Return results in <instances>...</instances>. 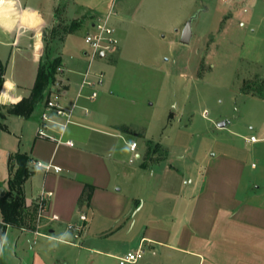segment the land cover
Masks as SVG:
<instances>
[{
	"label": "crops",
	"instance_id": "crops-1",
	"mask_svg": "<svg viewBox=\"0 0 264 264\" xmlns=\"http://www.w3.org/2000/svg\"><path fill=\"white\" fill-rule=\"evenodd\" d=\"M23 3L38 9L40 15L36 19L42 22L32 29L17 24L12 32L0 31V62L5 65L0 101L11 104V99L4 98L19 101L28 96L43 56L59 59L62 71L56 73V78L63 88L59 100L67 107L77 103L73 121L61 136L74 144L37 136L46 99L29 118L7 115V121L19 119L17 127L21 133L15 142L4 143L8 175L0 187H7L9 157L26 152L34 171L23 186L26 204L32 210L39 196L44 195L45 199L42 213L38 208L27 226H3L0 211V264H120L118 257L137 249L141 243L147 248V255L127 264H201L204 255L200 248L211 241L218 223L248 222L256 214L263 215V208L239 197L246 196L241 189V157L223 152L215 159L201 161L193 154L192 162L178 165L168 143L142 134V146L129 138L128 126L98 111L111 102L110 96L99 101H94L96 97L88 98L92 85H85L83 94L77 96L87 71L94 82L103 71L92 72L87 58H93L90 50L84 51L83 56L72 49L69 34L82 24L92 27L105 18L110 22L113 0ZM123 4L118 8L124 10ZM118 16L124 18V12ZM116 48L117 52L122 49L119 39ZM49 130L59 136L61 127L53 125ZM133 141L137 142L134 150L130 146ZM155 144L154 152L159 155L154 153L151 158L153 150L149 147L152 149ZM127 153L130 163L132 157L138 161L127 164ZM32 160L50 166L33 168ZM56 166L61 170L55 171ZM87 186L91 193L85 199ZM81 213L86 214L87 220L76 235L68 223H80Z\"/></svg>",
	"mask_w": 264,
	"mask_h": 264
},
{
	"label": "rangeland",
	"instance_id": "rangeland-1",
	"mask_svg": "<svg viewBox=\"0 0 264 264\" xmlns=\"http://www.w3.org/2000/svg\"><path fill=\"white\" fill-rule=\"evenodd\" d=\"M112 7L110 23L122 49L87 57L92 72H104L94 101L110 96L112 102L98 111L128 126L129 138L142 146V134L168 143L178 165L192 162L193 154L201 161L223 152L241 157L246 196L239 197L264 209V96L253 94L264 92V0H113ZM196 13L192 38L182 43L181 29ZM90 28L82 24L69 34L71 48L81 55L90 50L85 40ZM5 119L0 183L8 175L4 143L21 133L17 117ZM221 120L227 124L219 126ZM151 147V158L159 155L157 145ZM126 156L127 164L138 161ZM256 215L248 222L218 223L200 248L201 264H264V213Z\"/></svg>",
	"mask_w": 264,
	"mask_h": 264
},
{
	"label": "trees",
	"instance_id": "trees-1",
	"mask_svg": "<svg viewBox=\"0 0 264 264\" xmlns=\"http://www.w3.org/2000/svg\"><path fill=\"white\" fill-rule=\"evenodd\" d=\"M59 59L49 60L43 56L39 63L34 85L28 96H24L16 104L0 103V122L5 119L8 114L19 115L24 118H29L35 109L43 100L47 99L50 91V85L56 80L57 67ZM5 65L0 62V91L5 81ZM243 92L248 93L245 87H242ZM263 97L264 92L254 93ZM31 157L26 152H17L9 157V171L7 187H2L4 193L0 190V211L2 214L3 226L7 224L13 226L29 225V218H34L37 215L39 202L32 207L31 210L27 204L24 195V183L26 179L34 172L29 164ZM91 189L87 186L85 190V199L89 198ZM84 198V197H83ZM82 198V199H83ZM33 213V214H32ZM34 215V217L32 216Z\"/></svg>",
	"mask_w": 264,
	"mask_h": 264
},
{
	"label": "built area",
	"instance_id": "built-area-1",
	"mask_svg": "<svg viewBox=\"0 0 264 264\" xmlns=\"http://www.w3.org/2000/svg\"><path fill=\"white\" fill-rule=\"evenodd\" d=\"M85 40L88 43L90 47V53L92 57L100 56L101 54L104 56L108 54L113 48L117 46L118 39L115 34V28L112 26V24L109 22L108 18H105L103 20L95 22L92 27L86 32ZM62 67H57V72H61ZM88 71L86 72V77L83 79L80 90L77 94L78 97H80L83 92V88L85 85H92L93 89L88 94V98L93 99L98 96L99 89L96 87V83L101 84L103 79V72L99 73V77L97 81H93L90 78H88ZM63 90L60 81L56 78V80L50 85L49 91L50 96L47 97L46 103L44 106V110L41 113V122L37 128V136L39 137H45L53 139L57 142H65L67 144H74V141L71 139L68 140H62V133L63 130L66 128V126L71 123L72 116L74 113V108L76 106V102L71 107L64 106L60 100H59V94ZM62 120H61V119ZM53 125H59L61 127L60 135L56 136L52 132H50L49 129H51V126ZM255 136H251V140H254ZM137 145L136 141H133L131 143V148L134 150ZM32 167H45L49 168L50 165L43 163L40 160H32ZM60 167H55V171H60ZM1 190V187H0ZM44 199L45 196L41 195L38 197L39 200V213L41 214L44 209ZM80 223H74L69 222L68 228L73 229L76 231V235H78V232L82 231L85 222L87 220V216L85 213L80 214ZM147 251V248L144 246V244H140L139 247L135 250H130L126 252L125 254L118 257L120 264H127V263H133L138 261L140 258H142Z\"/></svg>",
	"mask_w": 264,
	"mask_h": 264
},
{
	"label": "clouds",
	"instance_id": "clouds-1",
	"mask_svg": "<svg viewBox=\"0 0 264 264\" xmlns=\"http://www.w3.org/2000/svg\"><path fill=\"white\" fill-rule=\"evenodd\" d=\"M39 15L38 9L25 7L23 0H0V31L12 32L17 24H26L32 29L37 26L38 22H42L36 19ZM9 99H11V104L19 102L9 97L4 98V101Z\"/></svg>",
	"mask_w": 264,
	"mask_h": 264
},
{
	"label": "water",
	"instance_id": "water-1",
	"mask_svg": "<svg viewBox=\"0 0 264 264\" xmlns=\"http://www.w3.org/2000/svg\"><path fill=\"white\" fill-rule=\"evenodd\" d=\"M196 13L193 16H190L189 19L187 20V22L185 23V25L183 26V28L181 29V33H180V41L182 43H189L192 35H193V29H192V21L194 18L197 17ZM227 124V120H221L218 122L219 126H225ZM1 193H4V189L1 190Z\"/></svg>",
	"mask_w": 264,
	"mask_h": 264
}]
</instances>
